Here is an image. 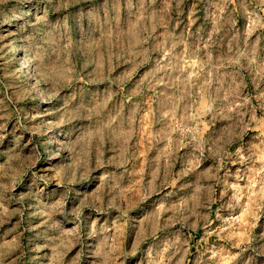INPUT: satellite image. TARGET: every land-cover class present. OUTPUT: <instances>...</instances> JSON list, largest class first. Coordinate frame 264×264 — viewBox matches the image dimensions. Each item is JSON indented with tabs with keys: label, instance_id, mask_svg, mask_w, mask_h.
<instances>
[{
	"label": "clouds",
	"instance_id": "obj_1",
	"mask_svg": "<svg viewBox=\"0 0 264 264\" xmlns=\"http://www.w3.org/2000/svg\"><path fill=\"white\" fill-rule=\"evenodd\" d=\"M0 264H264V0H0Z\"/></svg>",
	"mask_w": 264,
	"mask_h": 264
}]
</instances>
